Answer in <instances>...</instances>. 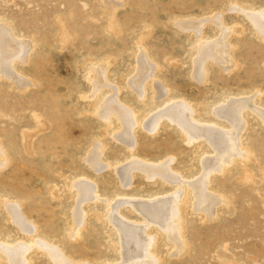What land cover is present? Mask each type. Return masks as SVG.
Masks as SVG:
<instances>
[{
  "label": "rangeland",
  "instance_id": "obj_1",
  "mask_svg": "<svg viewBox=\"0 0 264 264\" xmlns=\"http://www.w3.org/2000/svg\"><path fill=\"white\" fill-rule=\"evenodd\" d=\"M261 10L264 0H0V22L33 45L29 61L15 64L19 76L31 84L28 89L19 92L0 80V142L10 162L0 170V245H33L38 240L61 249L75 264H117L118 234L104 222L108 206L120 202L119 217L142 224L128 202L180 192L186 246L179 251L151 226L146 236L155 243L149 258L158 264H264V123L252 111L264 112V39L246 13ZM215 17L220 27L212 21ZM182 20L205 21L201 37L177 28ZM224 30L236 66L227 64L223 70L209 61L205 83L193 80L199 40L211 43ZM140 52L158 68L152 83L144 81V97L127 86ZM107 62L106 86L95 92L89 67ZM162 89L168 90L167 97L159 96ZM112 96L136 117L133 147L115 139L118 121H102L93 112ZM245 98L252 107L244 112L241 147L249 160L235 157L211 177L208 191L223 204L216 205L210 219L191 208L186 183L199 177L204 158L214 156L210 144L188 143L166 119L153 133L144 124L169 103L184 100L194 110L195 122L226 131L228 122L213 117L212 110L223 100ZM97 146L102 147L100 171L85 161ZM170 159V172L182 181L178 185L140 171L131 173L127 185L117 177L120 167L134 160L158 165ZM244 173L251 182L242 180ZM78 181L95 186V195L83 203L84 226L72 239L67 233L77 203L71 185ZM6 200L20 204L21 214L38 228L31 244L32 234H22L11 224L2 204ZM40 249L46 250L37 247L29 253V264H51Z\"/></svg>",
  "mask_w": 264,
  "mask_h": 264
},
{
  "label": "bare ground",
  "instance_id": "obj_2",
  "mask_svg": "<svg viewBox=\"0 0 264 264\" xmlns=\"http://www.w3.org/2000/svg\"><path fill=\"white\" fill-rule=\"evenodd\" d=\"M246 13H249L246 15L252 23L255 31L264 39V10H261L259 13ZM212 21L214 24L216 23L218 27L221 26V20L219 18L215 17ZM204 22L205 21L203 20H189V22H183L182 20V22L178 23L177 28L190 29L197 37H201V28L204 26ZM113 27L114 24L111 26V29H113ZM226 33L227 31L224 30L220 38L211 43H206L201 39L199 40L198 54L196 55L197 57L194 58L192 64L193 80L201 84L205 83V80H207L205 66L209 61H215L216 63L223 65V70L227 68V64H230L232 67L236 66L235 64H232V59L230 58L231 46L226 45ZM60 37H62V35ZM64 37H66V35ZM66 39L67 38H65V40ZM31 50H33L31 42L18 39L10 25L0 22V80L8 82L9 85L19 92L28 89L31 84L23 77L19 76L17 70H15V64L27 63L31 55ZM143 52H140L138 56H135V67L132 69L135 72L133 73L134 76L129 79L128 83L126 82L128 84L127 86H129V88L140 97H144L145 94L144 81L151 80L152 83L154 73L158 69L155 65L151 64V61L149 62ZM100 65L93 68H90V65L89 67V69H91L90 78L92 79L90 85L94 87L95 92L106 86L105 73L108 67V62L105 65ZM160 95L167 97L169 95L168 90L162 89V92L159 93V96ZM223 102L224 104L212 110V114L213 117L224 119L228 122L229 126L226 131H222L213 125H201L195 122L194 110L184 100L169 103L163 110L161 109L162 111L158 112L157 115L152 116L148 122L144 121L146 123H143L145 126L144 128L153 133L156 132L159 121L161 119H166L178 127L179 131L184 134L186 138L185 140H187L188 143H192L193 141H206L210 144L209 147H212L214 156L204 158L201 161V173L199 177L192 182H186L188 184L187 188L191 190V208L193 207L195 211L202 212V214H205L210 219H214L216 205L223 204L221 197L214 196L208 191L211 177L216 172L222 173V171H224V163H231L232 159L235 157H240L244 161H248L250 155L246 148L241 147V137L247 126L244 119V112L252 107L250 106L252 102L250 103V100L246 98L243 100H223ZM252 111H254L262 120L261 123H264V112L260 109H255V107H252ZM93 112L95 116L102 121L110 122L114 119L118 121V123H120V131L117 134L114 133L115 139L126 146L133 147L135 139L132 136V130L137 124L136 117L132 111L119 104L115 96L102 99L99 104L94 106ZM27 138L29 139V137L25 138L26 141ZM101 150V146H97L95 149L93 147V150L89 151L88 156L85 159V161L99 171L102 168L100 165L101 163L99 162ZM172 160L173 159H170L168 163H161L158 165H148L134 160L120 167L117 177H119L121 184L127 185L130 183L131 173L134 171H140L149 178H160L168 184L178 185L182 181L169 170V165ZM9 163L8 156L0 142V170L4 169ZM242 180L246 183L249 181L251 182L252 178L248 173H244ZM94 187L87 181L73 182L71 185V188L75 191V202L77 203L76 208L71 211V227L67 233L72 239H77L79 237L80 231L84 226L85 213L81 210V207L85 201L92 199L95 195H93V191L95 192ZM179 193L180 192H174V194L172 193L164 198H155L151 201L137 200L128 202L132 210H134L135 213L140 216V219L143 220L144 223L141 222L142 224L130 223L125 221L124 218H120L121 216L119 217L118 215V209L120 208L118 207V204L120 202H118V200V204L115 203L111 208L110 205L108 206L104 216V222L105 224L107 223L108 225H111L114 228V231H116V234H118L117 249L121 261L117 264L159 263L153 259V257L149 258L151 255L150 252H152L155 243L154 239L151 238L152 236H146L147 231L151 226L159 228L168 239L167 241L178 246L179 251L186 246L184 240L185 237L183 235V219L179 209V204L181 203L179 197L181 193ZM94 198H96V196ZM6 201H2V204L9 214L8 217H10L11 224H14L13 226H16V229L22 234L29 235L31 233L32 235L30 238L32 236H37L38 228L30 225V221L28 220V222L22 215L23 213L21 214L20 204L14 203L15 201L13 203ZM117 207L118 211L116 210ZM34 241L35 239L31 238L29 243L31 244V242ZM23 243H15L14 245L6 243L0 245V261H4L6 264H29V253L38 247L46 249L44 250L45 255L49 258L51 264H75L64 257L63 253L60 251L61 249L54 248L52 245L50 246L38 240L36 241L37 244L32 243L33 245H25V243ZM146 257L149 259H145Z\"/></svg>",
  "mask_w": 264,
  "mask_h": 264
}]
</instances>
